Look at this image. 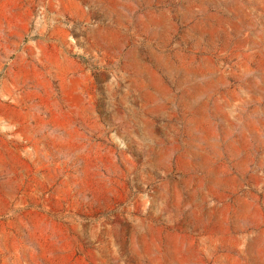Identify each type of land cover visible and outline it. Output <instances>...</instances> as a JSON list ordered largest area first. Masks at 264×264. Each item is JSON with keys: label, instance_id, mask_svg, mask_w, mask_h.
I'll return each mask as SVG.
<instances>
[{"label": "rangeland", "instance_id": "rangeland-1", "mask_svg": "<svg viewBox=\"0 0 264 264\" xmlns=\"http://www.w3.org/2000/svg\"><path fill=\"white\" fill-rule=\"evenodd\" d=\"M0 264H264V0H0Z\"/></svg>", "mask_w": 264, "mask_h": 264}]
</instances>
